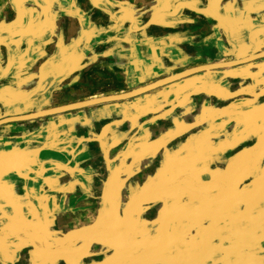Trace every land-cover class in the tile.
Instances as JSON below:
<instances>
[{
	"label": "crops",
	"instance_id": "obj_1",
	"mask_svg": "<svg viewBox=\"0 0 264 264\" xmlns=\"http://www.w3.org/2000/svg\"><path fill=\"white\" fill-rule=\"evenodd\" d=\"M40 167L133 200L98 264H264V0H0V169Z\"/></svg>",
	"mask_w": 264,
	"mask_h": 264
},
{
	"label": "rangeland",
	"instance_id": "obj_2",
	"mask_svg": "<svg viewBox=\"0 0 264 264\" xmlns=\"http://www.w3.org/2000/svg\"><path fill=\"white\" fill-rule=\"evenodd\" d=\"M18 127L22 128V125ZM44 165L41 162L40 166ZM41 167L29 173L34 180L26 177L29 179L27 184L21 181V170L15 169L7 174V169H0V180L8 181L0 184V264H33L37 248L43 258L42 264H71V260L76 264H98L94 258L102 254L94 249L96 242L105 240L109 243L111 240L104 233L106 228L112 232L110 227L125 222V219L127 224L136 226V218L129 219L131 214L120 223V218L112 216L114 210H124L125 206L131 208L133 200H113L120 190L118 185L109 188V195L105 194L111 199L102 200L107 186L100 190L101 198L98 200L92 196L89 203L79 201V207L84 204L87 207L70 216L73 213L71 204L74 208L76 201L56 200V197L71 193L72 186H55L50 177L51 170L44 174L46 184L32 182L37 180ZM60 188L62 194L59 193ZM124 190L131 191L127 187ZM85 208L89 213L84 212ZM130 226L126 233L118 235V240H122L123 235L129 242L134 239ZM127 262L132 264V260Z\"/></svg>",
	"mask_w": 264,
	"mask_h": 264
},
{
	"label": "snow or ice",
	"instance_id": "obj_3",
	"mask_svg": "<svg viewBox=\"0 0 264 264\" xmlns=\"http://www.w3.org/2000/svg\"><path fill=\"white\" fill-rule=\"evenodd\" d=\"M35 251H36V255H35V257H34V262H33V264H42V260H43V258H42L41 255H40V249L37 248Z\"/></svg>",
	"mask_w": 264,
	"mask_h": 264
}]
</instances>
